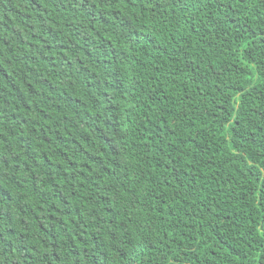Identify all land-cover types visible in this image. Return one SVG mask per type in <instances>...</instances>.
I'll use <instances>...</instances> for the list:
<instances>
[{
  "label": "trees",
  "instance_id": "16d2710c",
  "mask_svg": "<svg viewBox=\"0 0 264 264\" xmlns=\"http://www.w3.org/2000/svg\"><path fill=\"white\" fill-rule=\"evenodd\" d=\"M0 264H264V0H0Z\"/></svg>",
  "mask_w": 264,
  "mask_h": 264
}]
</instances>
